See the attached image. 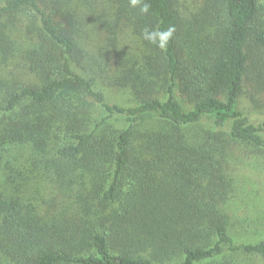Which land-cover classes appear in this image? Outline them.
Listing matches in <instances>:
<instances>
[{
  "label": "trees",
  "instance_id": "1",
  "mask_svg": "<svg viewBox=\"0 0 264 264\" xmlns=\"http://www.w3.org/2000/svg\"><path fill=\"white\" fill-rule=\"evenodd\" d=\"M145 2L0 0V264L264 259V240L235 243L226 209L233 145L264 150V121L237 110L249 74L264 78V2L205 0L192 20L178 0ZM169 26L164 50L142 38ZM93 29L133 103L108 102L85 63Z\"/></svg>",
  "mask_w": 264,
  "mask_h": 264
},
{
  "label": "rangeland",
  "instance_id": "2",
  "mask_svg": "<svg viewBox=\"0 0 264 264\" xmlns=\"http://www.w3.org/2000/svg\"><path fill=\"white\" fill-rule=\"evenodd\" d=\"M204 1L178 0L180 10L188 20H192L194 15L202 18L200 16ZM258 1L264 2V0ZM208 29L212 30V27ZM87 33L89 35L86 37L83 36V38L79 35L81 47L90 58L85 59V63L96 71V79H99L100 82H103L102 84H105L106 88L104 91L107 101L120 106L133 103L134 99L127 90L115 88L110 83L113 76L111 72H106L108 68L105 61L108 54L104 55L102 40L95 36L97 30L93 29ZM204 39L202 38V41ZM120 41V46L125 47L127 51H130L136 43L135 39L130 37L129 34L121 36ZM260 53L259 58L255 56L254 59L257 66L255 73H264V52ZM256 58L259 61H256ZM101 67L105 70L104 73L100 72ZM249 76L251 79L244 83L242 93L238 99L237 110L257 125L264 121V78L259 87L252 72ZM233 146L240 151L237 156H243L244 159L243 161L239 159L237 161L238 164H241V170L236 172L235 180L237 181V186L233 197L226 206L231 218V234L237 244L256 243L264 240V150L260 151L252 147H245L238 143ZM10 176L16 182L24 180V178L18 177L21 175L17 176V174L12 173ZM237 261L238 264H264V259L259 257H240Z\"/></svg>",
  "mask_w": 264,
  "mask_h": 264
},
{
  "label": "clouds",
  "instance_id": "3",
  "mask_svg": "<svg viewBox=\"0 0 264 264\" xmlns=\"http://www.w3.org/2000/svg\"><path fill=\"white\" fill-rule=\"evenodd\" d=\"M128 6L132 9L138 8L140 15H148L150 11V4L145 2V0H128ZM174 32L175 28L172 26L166 29L155 27L149 30L145 28L142 32V38L158 49L164 50L168 47Z\"/></svg>",
  "mask_w": 264,
  "mask_h": 264
}]
</instances>
